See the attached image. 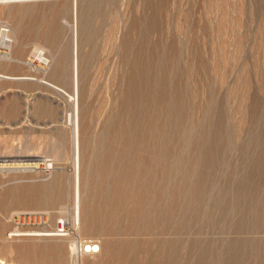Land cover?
I'll use <instances>...</instances> for the list:
<instances>
[{
  "label": "rangeland",
  "instance_id": "rangeland-1",
  "mask_svg": "<svg viewBox=\"0 0 264 264\" xmlns=\"http://www.w3.org/2000/svg\"><path fill=\"white\" fill-rule=\"evenodd\" d=\"M73 1L0 2V34L8 28L10 35L9 48L0 45V73L32 76L0 75V157L25 165L38 159V167L0 166V257L14 264H37L34 258L45 257L57 264H110L115 242L126 237L114 231V207L115 216L119 211L128 224L125 216L142 183L162 178L160 171L147 174L149 164L130 167L129 153L140 151L136 144L142 138L147 143L163 137L174 147L186 140L184 158L177 150V158L161 159L173 170L165 188L179 195L183 187L185 195L166 196L156 208L149 200L147 207L156 216L155 230L172 237L183 233L178 263L187 264L192 246L208 245L218 252L217 260L232 251L240 264H264V0H78L77 16ZM77 27L79 230L70 213L76 139L68 115ZM37 46L44 48L42 56L33 52ZM184 169L183 181L177 173ZM26 212H45L46 221L14 219ZM61 222L69 226V235H16L17 230H54ZM87 238L98 240L100 251L74 257L73 239Z\"/></svg>",
  "mask_w": 264,
  "mask_h": 264
},
{
  "label": "bare ground",
  "instance_id": "bare-ground-1",
  "mask_svg": "<svg viewBox=\"0 0 264 264\" xmlns=\"http://www.w3.org/2000/svg\"><path fill=\"white\" fill-rule=\"evenodd\" d=\"M0 2L4 3L5 1L4 0H0ZM15 2V1H14ZM7 3V2H6ZM73 11H74V14H76L77 16V11H78V0H74L73 1ZM76 33H75V36H74V44H73V92L70 93L68 92L69 96L71 97L70 99L73 101V108L71 109L72 111L69 112V118L73 121V125H74V136H75V139H76V145H75V170H76V174H75V178H74V183H75V189H74V203L72 204V211L70 212L71 215H72V220H73V224L75 226V229L79 230L81 229V216H82V196H81V157H82V147H81V125H80V122H81V107H80V67H81V64H80V43H79V36H78V27L76 29ZM9 32H5V31H2V33L0 34V45L1 46H9L10 43L8 42L7 38H9ZM11 38V37H10ZM9 48V47H8ZM33 52H36V54L38 53L39 55L41 54H44L45 51H44V48L41 46H37L36 47V51L33 50ZM5 56V55H4ZM42 56V55H41ZM40 57V56H39ZM8 58V57H7ZM43 59H46V57H42ZM48 58V57H47ZM48 60V59H47ZM44 62V61H43ZM47 63V62H46ZM179 72V71H178ZM140 73V72H139ZM167 73V72H165ZM0 75H3V76H6V77H11V78H30L32 76L30 75H9V74H3V73H0ZM170 76V75H169ZM143 77V76H142ZM140 78V77H139ZM138 80V79H137ZM47 81V80H46ZM140 81V80H139ZM189 81V80H188ZM48 84H50L51 86L54 87V89H56L57 91H63V88L57 84H54V83H51L48 81ZM153 85V84H152ZM141 88V87H140ZM155 89V86L153 87ZM152 88V89H153ZM149 89V88H148ZM151 89V90H152ZM149 90V92L151 91ZM157 90V89H156ZM166 90V89H165ZM154 91V90H153ZM152 91V94H154ZM64 93V92H63ZM136 93V91L134 92ZM151 93V92H150ZM161 93V92H160ZM61 94V93H60ZM134 95V94H133ZM155 95V94H154ZM150 96V95H149ZM152 96V95H151ZM156 100V99H155ZM159 100V99H158ZM67 102V101H66ZM163 102V101H162ZM165 102V101H164ZM161 103V102H160ZM163 105V103H162ZM168 107V106H166ZM170 109V108H168ZM174 109V107H173ZM177 110V109H176ZM166 111V110H165ZM172 111V109H171ZM180 111V110H179ZM65 112V111H64ZM158 113V112H157ZM168 113V111H167ZM170 113V111H169ZM175 113V112H174ZM186 113V112H185ZM172 114V113H171ZM172 116V115H171ZM186 117V116H185ZM170 118V117H169ZM175 119V118H174ZM170 121V120H169ZM174 122V121H173ZM172 123V121H171ZM183 123V122H182ZM129 133V132H128ZM152 134V133H151ZM159 134V133H158ZM164 134V133H163ZM167 134V133H165ZM164 134V135H165ZM190 134V133H189ZM120 135V134H119ZM122 135V134H121ZM124 135V134H123ZM150 135V134H149ZM148 135V136H149ZM161 135V134H160ZM160 135H159V138H160ZM162 135V136H164ZM169 135V134H168ZM179 135V134H178ZM240 135V134H239ZM128 135L125 134V137L127 138ZM148 136L145 135V138L147 137L148 139ZM158 136V135H157ZM167 136V135H166ZM170 136V135H169ZM181 136V135H180ZM122 137V136H121ZM130 137V136H129ZM140 137V136H139ZM143 137V135L141 136ZM141 137L139 139H141ZM151 137V135H150ZM149 137V138H150ZM171 137V136H170ZM124 138V137H123ZM126 138H124L123 140H125ZM155 138V137H154ZM168 138V136H167ZM166 138V139H167ZM173 138V136H172ZM120 140L122 138H119ZM129 139V138H128ZM138 139V140H139ZM156 139V138H155ZM178 139V138H177ZM182 139V138H181ZM184 139V138H183ZM182 139V140H183ZM182 140H178L177 142L181 144H177V146L179 147H174L175 145L173 143H176V142H173L175 140H171L173 143L172 146H170L168 140H165V138L162 137V139H157V140H149L150 142H147L146 143V139L144 140V138H142L139 142H137V139H136V142L139 147L140 145V151L138 150V153L137 151H133V153H129L130 155V159L128 158V161H126L128 163V165L130 167H135V165L137 164H140V163H143V165L145 164H149V167H148V170H147V174L152 172V170H154L155 172V175L159 172L162 176V178H158V176L152 178V183L150 185L148 184H145L144 182L142 183V189L140 190V192H138L136 195H134V197H136V202L135 203V206L132 208L131 212L128 211L127 214H129L128 216H125L127 219H128V224H123V219L124 217L122 218L120 216L121 213H119L118 211V216H115L117 215V211H116V207H114V205L116 203H114L113 201V207L115 209L114 212L111 213V215L108 213H106L108 216L110 215V217H107V218H110L111 221H115V224L116 226H114V231L116 232V234H118V236L121 234H123L124 236H126L125 238L122 237V240H115V246H114V252L116 253L115 255V259L110 263V264H179L178 263V260H179V257H180V248H179V244L181 243V239H182V234H181V231L180 233H178V235L176 237H172V235L170 234H166V232H159L157 230H155L153 228V226L151 227V223H156V216L152 215L153 213H151L152 209L149 210L150 206L149 205V208L147 207V205L149 204L147 201L149 200H152V202H154V206L155 208L157 206H160V202H161V199L162 198H166V196H170V198H176L177 196L179 197V195H185L183 194V187L181 191H179V195L176 194V192L172 190H167V188H165V184H164V181L166 179H169V177L172 175L173 173V170H170V166L166 163H164V161H161V159L163 158H174V157H178L176 155H174V153L178 150L181 154V156L184 158L185 155L187 154V150L185 151V146L184 145V141ZM117 141V140H116ZM122 141V140H121ZM126 141V140H125ZM143 141V142H142ZM148 141V140H147ZM189 141V140H188ZM85 142V141H84ZM111 142V141H110ZM113 142V140H112ZM111 142V143H112ZM123 142V141H122ZM135 142V143H136ZM191 142V141H190ZM114 143V142H113ZM121 143V142H120ZM139 143V144H138ZM189 143V142H188ZM187 143V145H188ZM126 147V144L123 143ZM186 144V143H185ZM116 145V144H115ZM112 146V144H111ZM130 146V145H129ZM110 147V146H109ZM131 147V146H130ZM136 147V148H138ZM116 148V147H115ZM122 149V148H121ZM121 149H119V153L121 151ZM132 149V148H131ZM109 150V149H108ZM117 150V149H116ZM124 150V148H123ZM122 150V151H123ZM175 151V152H174ZM107 153H109V151H106ZM128 152V151H126ZM144 152V153H143ZM202 152V151H201ZM116 153V152H115ZM177 153V152H176ZM122 156L124 155L125 156V153H121ZM120 154V156H121ZM128 154V153H127ZM141 154V156H140ZM194 154V153H193ZM109 157H110V153L108 154ZM189 155V154H188ZM205 155V154H204ZM37 156V155H36ZM107 156V155H106ZM127 156V155H126ZM198 156V155H197ZM113 157V156H111ZM119 157V155L117 156ZM182 157H179V158H182ZM189 157V156H187ZM192 157V156H191ZM113 158H116V157H113ZM121 158V157H120ZM38 160L36 158H33L32 161H28L25 165V163H22L21 161H16L17 159H10V158H1L0 157V166H15V167H30V166H37L38 162L35 161V160ZM40 159V158H39ZM105 159V158H104ZM103 159V160H104ZM209 159V157L207 158ZM20 160V159H19ZM31 160V159H30ZM116 160H119L118 158H116ZM122 160V159H121ZM127 160V159H126ZM187 161V159H185ZM107 161V160H106ZM109 161V160H108ZM115 161V160H114ZM185 161V162H186ZM191 161V160H190ZM26 162V161H25ZM146 162V163H145ZM164 163V164H161V163ZM183 162V161H182ZM193 162V161H192ZM103 163V161H102ZM108 162H106L105 164H107ZM116 163H119V162H116ZM115 163V164H116ZM123 163V162H122ZM120 164L121 166L123 164ZM125 163V161H124ZM37 164V165H35ZM104 164V163H103ZM173 164V163H172ZM97 165V164H96ZM101 165V162L100 164ZM99 165H97L99 167ZM127 165V166H128ZM162 165V166H161ZM187 165V164H186ZM102 166V165H101ZM105 166V165H103ZM107 166V165H106ZM105 166V167H106ZM109 166V165H108ZM113 167V165H111ZM110 166V167H111ZM151 166V167H150ZM154 166V167H153ZM156 166V168H155ZM38 167V166H37ZM97 167V168H98ZM120 167V166H119ZM129 167V168H130ZM33 168V167H32ZM115 168V167H114ZM113 168V169H114ZM117 168V167H116ZM131 168V169H132ZM161 168V169H160ZM187 168V167H186ZM109 169V167H108ZM112 169V168H111ZM121 169V167H120ZM134 169V168H133ZM160 169V170H159ZM104 170V169H102ZM130 170V169H128ZM140 170H143L144 169H140ZM120 171V170H119ZM125 171V170H124ZM131 171V170H130ZM129 171V172H130ZM135 171V170H134ZM142 171V173H143ZM178 171V170H177ZM199 171V170H198ZM122 172H123V169H122ZM126 172V171H125ZM180 174L177 173V175H181L182 176V179L183 181L186 180L187 176H186V170H182L180 171ZM201 172V171H200ZM99 173V172H98ZM131 173V172H130ZM141 173V172H140ZM152 172V175L154 174ZM176 173V171L174 172ZM191 173V172H189ZM124 174V173H123ZM132 174V173H131ZM133 174L135 175V173L133 172ZM132 174V175H133ZM147 174H143V176L145 175V179H147ZM187 174H188V171H187ZM200 174V173H199ZM126 175H129L126 173ZM131 175V176H132ZM138 175V174H137ZM141 175V174H140ZM149 175V174H148ZM205 175V174H204ZM99 176V175H98ZM141 177L140 179L144 178V177ZM176 176V174H175ZM196 176V175H195ZM124 177V176H123ZM137 177V176H136ZM192 177V176H191ZM204 177V176H203ZM127 178V177H126ZM135 178V176H134ZM150 178V177H149ZM172 178V177H171ZM196 178V177H195ZM108 179V178H107ZM131 179V178H130ZM136 179H139V178H136ZM160 179V180H159ZM111 180V179H110ZM109 180V181H110ZM118 180V179H117ZM108 181V182H109ZM139 181L140 183V180H137ZM148 181V180H146ZM151 181V180H150ZM200 181V179H199ZM198 181V182H199ZM134 182V180H133ZM168 182V181H167ZM113 183V182H111ZM201 183V181H200ZM133 185V183H130ZM141 184V183H140ZM171 184V183H170ZM198 184V183H197ZM43 185V184H42ZM110 185V184H109ZM123 185V184H122ZM162 185V186H161ZM180 185V184H179ZM188 185V184H187ZM192 185V184H191ZM190 185V186H191ZM135 186V185H134ZM133 186V187H134ZM139 186V185H137ZM139 186V188L141 187ZM164 186V187H163ZM197 186V185H196ZM200 186V185H199ZM202 186V184H201ZM96 187V186H95ZM130 187V186H128ZM136 187V186H135ZM187 188V187H186ZM185 188V189H186ZM189 188V187H188ZM187 188V189H188ZM192 188V187H191ZM195 189V188H194ZM193 189V190H194ZM191 190V189H189ZM191 190V192L193 191ZM199 190V189H198ZM188 191V190H187ZM197 191V190H196ZM195 191V192H196ZM125 192V191H124ZM124 192H123V195H124ZM127 192V190H126ZM125 192V193H126ZM129 192V191H128ZM132 193V192H131ZM130 193V194H131ZM134 194V193H132ZM121 195V194H120ZM121 195L122 199L124 198V196ZM193 195V194H192ZM197 195V193H196ZM199 195V194H198ZM127 196H129L127 194ZM114 197V195H113ZM131 197V196H130ZM185 197V196H184ZM116 198V196H115ZM128 198V197H127ZM174 198V199H175ZM113 199V198H112ZM111 199V200H112ZM120 199V200H122ZM125 199V198H124ZM123 199V200H124ZM132 200H134L133 198H130ZM178 199V198H176ZM169 200V199H168ZM127 201V200H125ZM178 201V200H177ZM118 202V201H117ZM123 202V201H122ZM121 202V203H122ZM150 202V201H149ZM88 202H85V204L87 205ZM123 204V203H122ZM151 204V203H150ZM178 204V203H177ZM90 205V203L88 204ZM112 205V203H111ZM133 205V204H132ZM168 205V204H167ZM172 205V204H171ZM182 205V204H181ZM105 206V205H104ZM119 206V204L117 205ZM122 206V205H120ZM153 206V207H154ZM176 206V205H175ZM174 206V207H175ZM93 207V206H91ZM146 207L148 208V210L146 209ZM171 207V206H170ZM185 207V206H183ZM182 207V208H183ZM64 208V212H65V207ZM124 208V205L123 207ZM127 208V207H126ZM130 208V209H131ZM160 208V207H159ZM158 208V210H159ZM181 208V207H180ZM93 208L90 209L89 207V210H92ZM112 209V208H111ZM169 209V208H168ZM86 209H84L85 211ZM88 210V211H89ZM122 210V209H121ZM127 210V209H126ZM171 210V209H170ZM85 212V213H90L91 212ZM156 210L154 209V212ZM94 213V211H93ZM159 213V212H158ZM182 213V212H180ZM96 214V212H95ZM99 215H101L100 213H97ZM156 214V213H154ZM88 215V214H87ZM93 215V214H91ZM89 215V216H91ZM172 215V214H171ZM102 216V215H101ZM105 216V215H104ZM161 216V215H160ZM174 216V215H173ZM96 217V216H95ZM98 217V216H97ZM184 217V216H183ZM94 218V217H93ZM159 218V217H158ZM161 218V217H160ZM166 218V217H165ZM61 219V218H60ZM59 219V220H60ZM77 219L79 220V222L77 223ZM89 219V218H88ZM92 219V218H91ZM98 219V218H96ZM126 219V221H127ZM93 220V219H92ZM92 220H88V223L89 224H93V221ZM105 220V219H104ZM109 220V219H108ZM175 220V219H174ZM61 221V220H60ZM100 221V220H99ZM159 221V219H158ZM162 221V220H160ZM174 222V221H173ZM176 222V221H175ZM87 223V224H88ZM98 223V222H96ZM162 223V222H161ZM172 223V222H171ZM114 224V225H115ZM163 224L164 221H163ZM173 224V223H172ZM177 224V223H176ZM155 225V224H153ZM157 225V224H156ZM161 225V224H160ZM88 226V225H87ZM96 226V225H95ZM181 226V224H180ZM90 227L92 228V226L90 225ZM151 227V228H150ZM156 227V226H154ZM163 227V225H162ZM172 227V226H171ZM153 228V229H152ZM113 229V228H112ZM161 230V229H160ZM178 230V229H177ZM17 234L16 235H34V236H54V235H59L57 232L55 231H52V230H43V229H27V230H17ZM171 231V229H170ZM174 232V231H173ZM184 232V231H182ZM170 233V232H169ZM177 233V231H176ZM124 238V239H123ZM95 239V238H94ZM94 239H82L81 242H80V245L82 246L83 249H85V247L89 248L90 246V243L92 240ZM234 239V238H233ZM235 241V240H234ZM253 241V240H252ZM186 242V241H185ZM193 242V241H192ZM205 244V243H204ZM227 244V243H226ZM232 244V243H231ZM231 244H230V247H231ZM234 244V243H233ZM52 245V244H51ZM57 245V244H55ZM204 246V245H203ZM199 247L198 249H196L195 247L192 246V249L189 251V254L186 255L187 258H186V263L187 264H240V261H241V257L240 259H238L239 257L238 256V252L237 253H234L232 251H227V253L223 256V259H218L217 260V254L218 252L215 253L211 251V249L209 250L208 248V245L205 246V247ZM242 246H244L242 244ZM241 246V247H242ZM45 247V246H44ZM55 248L57 246H54ZM54 247H52V249H54ZM71 247V246H70ZM78 247H79V242L78 240L76 239H73V243H72V251H74L76 253V251L78 250ZM208 247V248H206ZM229 247V246H228ZM228 247H226L228 249ZM233 247V246H232ZM231 247V248H232ZM236 248H238L236 245H235ZM241 247L239 246V248L241 249ZM36 248V247H35ZM47 248V247H46ZM45 248V249H46ZM230 248V249H231ZM100 249H101V246H100ZM214 249V248H213ZM233 249V248H232ZM239 249V250H240ZM49 250V249H48ZM264 250V249H263ZM183 251V249H182ZM234 251V250H233ZM236 252V251H235ZM186 253V252H185ZM182 254V253H181ZM74 255V253H73ZM240 255V254H239ZM34 256V255H33ZM74 257H77V255L75 254ZM185 257V256H184ZM216 257V258H215ZM222 257V256H220ZM56 258V257H55ZM33 259V258H32ZM181 259V258H180ZM37 264H57L59 263L58 261H52L50 260V257L49 259H47L46 257L45 258H41V259H36L34 258L33 259ZM77 260V259H75ZM239 260V261H238ZM11 262V261H10ZM183 263V262H181ZM244 263V262H242ZM0 264H14V263H9L5 258L3 257H0Z\"/></svg>",
  "mask_w": 264,
  "mask_h": 264
},
{
  "label": "built area",
  "instance_id": "built-area-1",
  "mask_svg": "<svg viewBox=\"0 0 264 264\" xmlns=\"http://www.w3.org/2000/svg\"><path fill=\"white\" fill-rule=\"evenodd\" d=\"M2 30L5 32H9L8 28H3ZM46 216L47 215L45 212L42 213L26 212L24 214H20L19 217L17 218L15 217L14 219L22 223L30 224V223H34L35 219H43L44 221H46ZM52 231L57 232L59 235H69V226L64 222H61V224H59L58 227L54 228V230ZM78 242H79V248L75 253L76 255L96 254L100 251L101 244L98 240H92L89 248L85 247V249H83L82 246L80 245L81 240Z\"/></svg>",
  "mask_w": 264,
  "mask_h": 264
},
{
  "label": "water",
  "instance_id": "water-1",
  "mask_svg": "<svg viewBox=\"0 0 264 264\" xmlns=\"http://www.w3.org/2000/svg\"><path fill=\"white\" fill-rule=\"evenodd\" d=\"M5 2H14V1H22V0H4Z\"/></svg>",
  "mask_w": 264,
  "mask_h": 264
}]
</instances>
